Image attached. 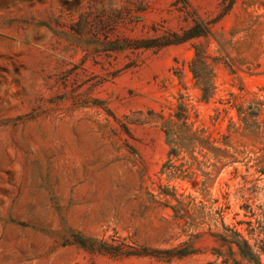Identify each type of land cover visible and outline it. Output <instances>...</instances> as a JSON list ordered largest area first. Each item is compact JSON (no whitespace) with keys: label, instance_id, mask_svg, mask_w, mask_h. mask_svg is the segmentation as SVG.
<instances>
[{"label":"rangeland","instance_id":"374dc122","mask_svg":"<svg viewBox=\"0 0 264 264\" xmlns=\"http://www.w3.org/2000/svg\"><path fill=\"white\" fill-rule=\"evenodd\" d=\"M0 264H264V0H0Z\"/></svg>","mask_w":264,"mask_h":264},{"label":"trees","instance_id":"16d2710c","mask_svg":"<svg viewBox=\"0 0 264 264\" xmlns=\"http://www.w3.org/2000/svg\"><path fill=\"white\" fill-rule=\"evenodd\" d=\"M238 236L241 238L242 236L240 234H238ZM239 245V244H238ZM243 246H245V248H247L249 251L252 250V248L250 247L249 243L245 240H243ZM251 253V252H250ZM246 255H249V254H246Z\"/></svg>","mask_w":264,"mask_h":264}]
</instances>
